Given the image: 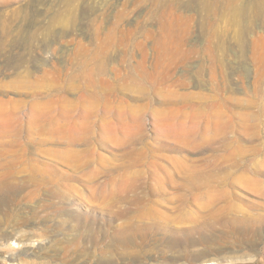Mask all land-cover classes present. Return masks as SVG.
<instances>
[{
  "label": "rangeland",
  "instance_id": "rangeland-1",
  "mask_svg": "<svg viewBox=\"0 0 264 264\" xmlns=\"http://www.w3.org/2000/svg\"><path fill=\"white\" fill-rule=\"evenodd\" d=\"M17 145L0 264H264V0H0Z\"/></svg>",
  "mask_w": 264,
  "mask_h": 264
},
{
  "label": "bare ground",
  "instance_id": "bare-ground-1",
  "mask_svg": "<svg viewBox=\"0 0 264 264\" xmlns=\"http://www.w3.org/2000/svg\"><path fill=\"white\" fill-rule=\"evenodd\" d=\"M83 114H85V113H83ZM83 116H85V115H83ZM87 116H88V114H87ZM91 123H93V122H91ZM0 150H1V148H0ZM35 151H36L35 148L31 149V147L28 148L25 146H18V147L13 148V149H7V148L4 149L5 154L7 153L9 156H13V158L11 160H9L10 164L8 163L9 166L7 167V170L5 172L3 170L4 173H2V172L0 173V202L7 201V197H11L12 195L14 196L16 194L17 190L19 188H22L23 186H25L26 183L29 181L30 175H28L26 173V170H25L26 165L25 164H27L28 161L30 160L29 154H31ZM82 151L85 152V149H82L80 151H75V152L72 151L74 153H77L75 165L81 166V165H84L88 162V159H87L88 156L86 154H82ZM2 153H3V151H2Z\"/></svg>",
  "mask_w": 264,
  "mask_h": 264
}]
</instances>
